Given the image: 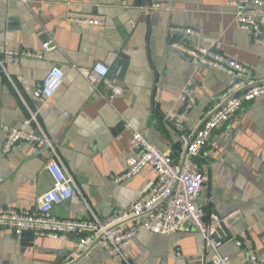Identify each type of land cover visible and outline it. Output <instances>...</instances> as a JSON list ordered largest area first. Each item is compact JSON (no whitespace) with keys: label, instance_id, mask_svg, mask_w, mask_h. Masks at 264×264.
Segmentation results:
<instances>
[{"label":"crops","instance_id":"0c3cea01","mask_svg":"<svg viewBox=\"0 0 264 264\" xmlns=\"http://www.w3.org/2000/svg\"><path fill=\"white\" fill-rule=\"evenodd\" d=\"M153 4L162 9L143 15L142 9ZM257 12L263 26L261 43L240 28L227 0H0V52L14 49L44 56L22 58L6 71L0 68V125L17 128L34 116L28 131L49 139L73 177L75 194L54 207L55 217L83 221L92 211L106 221L148 198L156 182L152 168L122 184L114 180L122 175L131 153L132 133L170 150L179 161L183 137L194 138L231 82L217 70L193 65L171 46L178 37L167 30L193 29L203 47L222 42L226 55L262 80L264 8ZM71 18L97 19L103 25H79ZM49 41L57 49L44 52ZM98 62L106 64L125 89L113 103L105 85L95 89L77 70ZM54 67L64 70L65 82L45 101L39 86ZM189 82L197 102L181 133L174 118L185 110L179 97ZM5 139L0 130V207L34 208L53 185L47 169L53 154L20 143L4 155ZM199 163L205 183L198 203L207 220L218 222L221 254L233 264H253L250 249L236 245L246 236L258 264H264V99L246 104L215 130ZM77 240L76 235L61 242L0 229V264H210L212 255L198 232L163 236L139 230L126 260L99 247L77 256Z\"/></svg>","mask_w":264,"mask_h":264},{"label":"built area","instance_id":"2783aa9c","mask_svg":"<svg viewBox=\"0 0 264 264\" xmlns=\"http://www.w3.org/2000/svg\"><path fill=\"white\" fill-rule=\"evenodd\" d=\"M50 0H43L48 2ZM227 6L234 11L235 21L257 43L263 40V26L258 9L264 8V0H227ZM162 9L160 4H153L142 9V14L151 16ZM84 26H101L97 19H68ZM176 34L177 39L171 46L186 55L195 66H208L230 79V84L223 91L218 108L201 124L193 139L183 137L182 153L179 161H174L170 150H161L148 142L139 132H133L129 141L131 153L125 160L122 175L116 177L115 183L122 184L141 175L147 168L156 173V182L150 189L145 201H137L130 209L119 215L101 221L92 211L88 220L58 219L53 215L55 206L69 201L75 194V181L59 161L54 146L45 135H36L28 131L32 119L17 128L0 125L6 133L2 153L7 155L20 143H30L41 148L50 149L53 158L47 169L53 178L50 190L38 197L36 206L31 209L18 210L0 207V229L10 231L16 236L31 235L34 238L65 241L69 235L78 237L75 254L84 256L92 248L99 247L112 257L126 260L125 253L131 248L139 230L155 235H173L177 233L198 232L206 250L212 251L210 264H233L228 256L221 254L223 241L217 235V220H207L205 210L199 205L205 176L199 163L203 148L215 130L227 124L243 110L246 104L264 99V79L253 76L251 69L224 53L222 42L212 47H203L196 38L198 32L190 28L167 30ZM57 49L53 41L43 45L44 52ZM22 58L43 59L42 54L6 49L0 52V68L6 71L9 64H17ZM85 80L95 89L105 85L108 89L107 99L113 103L125 93L121 83L110 75V68L101 62L91 69H77ZM63 69L54 67L48 71L43 80L42 97L49 101L62 89L65 82ZM193 83L189 82L180 95L185 110L174 118L178 131L184 133L185 118L196 105ZM132 222V226H127ZM236 241L241 247L250 249V260L258 264L251 241Z\"/></svg>","mask_w":264,"mask_h":264},{"label":"water","instance_id":"95a60500","mask_svg":"<svg viewBox=\"0 0 264 264\" xmlns=\"http://www.w3.org/2000/svg\"><path fill=\"white\" fill-rule=\"evenodd\" d=\"M118 66V65H117ZM127 67V64H124L123 70H125V68ZM42 89H43V82L40 84L39 86V94H42ZM217 236V235H216ZM218 237V236H217ZM219 238V237H218Z\"/></svg>","mask_w":264,"mask_h":264}]
</instances>
